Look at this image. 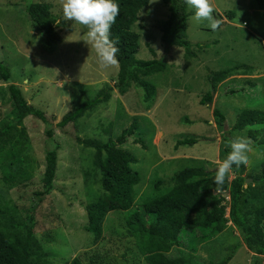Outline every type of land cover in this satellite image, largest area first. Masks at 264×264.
<instances>
[{
  "label": "rangeland",
  "instance_id": "1",
  "mask_svg": "<svg viewBox=\"0 0 264 264\" xmlns=\"http://www.w3.org/2000/svg\"><path fill=\"white\" fill-rule=\"evenodd\" d=\"M29 1L50 3L54 14L64 18L62 0H0V60L11 70L10 80L0 82V128L15 117L8 92L12 82L28 103L44 111L59 143L55 188L35 210V235L50 264L69 263L77 255L83 264H146L128 234L125 212L106 215L103 236L96 243L84 230V205L103 190L93 165L94 149L77 143L75 137L112 139L135 156L131 166L140 180L133 188L132 208H141L174 187L185 168L215 174L223 160V136L239 113L246 108L264 111V9L253 0H211L214 15L222 21L213 31L207 21L196 22L194 9L188 6V52L164 44L167 5L149 0L139 9L131 30L138 34L136 57L155 60L156 70L141 73L149 83L145 88L131 84L120 90L114 83L118 66H100L83 26L65 21L72 30L60 25V40L48 45L30 25L25 11ZM228 11L234 17L228 19ZM102 87H112L109 101L63 129L55 126L82 99L81 89L94 96ZM208 91L212 99L202 103ZM215 108L225 115L222 125L216 123ZM23 123L26 133L16 136L0 159V193L16 206L20 217L33 193L42 188L45 154L44 124L32 115ZM253 131L259 137L264 124L232 131L233 138L251 141L243 175L256 173L264 161V144L252 137ZM223 194L228 204L229 196ZM203 233L197 228L181 232V246H173L166 256L192 253L196 261L207 264L232 252L227 264H253L255 253L242 243V234L231 222L209 238L202 239Z\"/></svg>",
  "mask_w": 264,
  "mask_h": 264
},
{
  "label": "trees",
  "instance_id": "2",
  "mask_svg": "<svg viewBox=\"0 0 264 264\" xmlns=\"http://www.w3.org/2000/svg\"><path fill=\"white\" fill-rule=\"evenodd\" d=\"M167 5L168 17L162 27L161 40L166 46H179L190 52L191 43L187 39L188 5L185 0H162ZM260 9H264V0H253ZM120 5V14L111 28V38L118 40V72L115 86L120 90L137 84L145 88L149 83L141 78L143 72H154L155 60H144L136 57L139 51L138 34L131 30L139 9L149 0H116ZM25 11L32 28L36 29L46 44L58 42L60 25L69 27L64 19L54 14L50 3L27 2ZM234 12H226L228 19ZM11 77L10 67L0 60V82H8ZM112 87H102L94 96L81 89L82 99L66 111L55 123L63 129L75 123L85 114L93 111L99 104L111 98ZM9 99L15 106V117L0 128V159L8 144L19 134H25L23 120L32 115L44 124L45 154L44 169L41 177L42 188L36 190L30 198V205L24 216L20 217L15 205L2 198L0 193V264H50L46 253L35 235V210L45 196L54 188L59 143L54 138V127L44 111L28 103L20 87L8 83ZM212 94L208 91L201 99L202 103L210 102ZM216 123L222 125L225 115L215 108ZM264 124V111L261 109H243L232 128L223 136V159L230 151L228 142L235 138L232 131L243 130L248 126ZM252 137L264 144V133ZM77 143L94 149L93 165L100 173V184L103 190L95 201L84 205L86 224L84 230L91 234L93 243L103 236V223L110 211L125 212L128 234L133 237L136 251L146 264H203L196 261L194 254H181L167 257L173 246H181V232L197 228L203 230L201 238H209L220 233L231 222L242 234V243L255 253L253 264H261L264 256V161L256 173L243 175L246 166L234 168V175L227 178L222 188L217 191L213 184L215 174H207L197 168H185L177 178V184L165 193L142 203L141 208L133 207V188L139 182L138 172L131 163L135 156L128 150L117 146L112 139L102 141L97 138L75 137ZM201 176H198V175ZM198 176V177H197ZM196 177V178H195ZM246 178H251L246 182ZM224 192L229 202L224 203ZM227 211V216L226 210ZM234 247L233 250H235ZM227 253L219 261L207 264H227L232 258ZM92 260V259H91ZM83 264L77 255L69 263Z\"/></svg>",
  "mask_w": 264,
  "mask_h": 264
},
{
  "label": "clouds",
  "instance_id": "3",
  "mask_svg": "<svg viewBox=\"0 0 264 264\" xmlns=\"http://www.w3.org/2000/svg\"><path fill=\"white\" fill-rule=\"evenodd\" d=\"M194 9L193 19L196 22L207 21L215 31L222 21L214 15L215 9L211 0H185ZM62 13L65 21H71L86 29L87 43L95 48L102 68L115 67L119 64L118 40L111 38V28L120 14V5L116 0H62ZM230 151L226 158L218 163L215 169L213 184L219 191L227 178L234 175V168L249 165L251 141L244 136L228 142Z\"/></svg>",
  "mask_w": 264,
  "mask_h": 264
},
{
  "label": "water",
  "instance_id": "4",
  "mask_svg": "<svg viewBox=\"0 0 264 264\" xmlns=\"http://www.w3.org/2000/svg\"><path fill=\"white\" fill-rule=\"evenodd\" d=\"M250 181V179L249 178H246V182H249Z\"/></svg>",
  "mask_w": 264,
  "mask_h": 264
}]
</instances>
